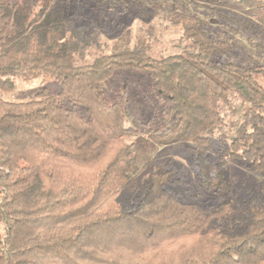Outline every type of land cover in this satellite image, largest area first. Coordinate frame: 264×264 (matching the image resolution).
Here are the masks:
<instances>
[{
    "label": "trees",
    "instance_id": "trees-1",
    "mask_svg": "<svg viewBox=\"0 0 264 264\" xmlns=\"http://www.w3.org/2000/svg\"><path fill=\"white\" fill-rule=\"evenodd\" d=\"M147 1L103 2L119 19L167 21L181 53L93 52L89 0H0V92L34 79L61 89L0 99V264H264V200L183 202L160 161L194 152L217 195L229 160L264 176V0ZM140 74L164 98L159 119L137 112L135 88L108 99Z\"/></svg>",
    "mask_w": 264,
    "mask_h": 264
},
{
    "label": "rangeland",
    "instance_id": "rangeland-1",
    "mask_svg": "<svg viewBox=\"0 0 264 264\" xmlns=\"http://www.w3.org/2000/svg\"><path fill=\"white\" fill-rule=\"evenodd\" d=\"M93 8L97 9L99 15L93 18V52L98 54L104 52H110L111 50L121 48L126 44L131 46L140 43H149L152 45V54L156 57L179 54L181 53V47L179 44L178 29L172 27L167 21L158 17L150 15L147 20H138L133 15L126 16L123 19L118 18V14L114 11L110 13L104 6V0H89ZM162 0H148L146 5L149 6L152 2H158ZM173 1V0H169ZM99 7V9H98ZM190 8L195 11H202L205 8L198 4H191ZM209 11V10H207ZM117 23L123 24V37L117 36L115 25ZM121 39V40H120ZM92 60L89 61V63ZM141 77V84L135 81H122L118 85L117 81H114L113 85H110L106 89L108 99L116 96L123 95L121 89L124 86H128L129 90L133 88L140 92L139 98L133 104L134 108L141 114L148 118L159 119L161 115L160 111L164 102V98L161 96L156 98L153 92V88L150 86L149 78L144 75ZM115 85V86H114ZM41 89H48L53 93L60 92V86L53 79H34L30 81H17L16 89L12 92H0V99L12 102H24L29 101L35 95V93ZM123 97V99H124ZM133 100V99H132ZM234 108L240 106L239 102L233 101ZM159 112V113H158ZM226 121L234 119L231 110L226 108L224 111ZM220 134V132H218ZM220 144L218 143L217 146ZM167 154L160 157L161 162L171 160L172 169L178 172L174 182L167 186V189L171 193H176L179 199L183 202L198 203L209 209H214L221 201L234 199L238 201L247 200L252 197H256L264 200V176L254 174L251 170L244 166L241 162L236 160H229L224 167V178L229 187V191L223 195H217L211 192H207L201 188L199 179L197 177L198 166L196 162V156L194 152L177 147L170 148Z\"/></svg>",
    "mask_w": 264,
    "mask_h": 264
}]
</instances>
